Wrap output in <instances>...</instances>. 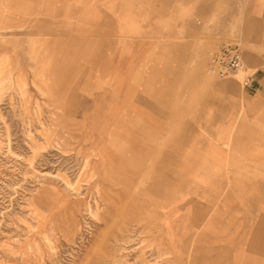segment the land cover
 <instances>
[{"label": "rangeland", "instance_id": "1", "mask_svg": "<svg viewBox=\"0 0 264 264\" xmlns=\"http://www.w3.org/2000/svg\"><path fill=\"white\" fill-rule=\"evenodd\" d=\"M0 264H264V0H0Z\"/></svg>", "mask_w": 264, "mask_h": 264}, {"label": "crops", "instance_id": "2", "mask_svg": "<svg viewBox=\"0 0 264 264\" xmlns=\"http://www.w3.org/2000/svg\"><path fill=\"white\" fill-rule=\"evenodd\" d=\"M180 20H181L180 23H181V36L182 37H196V36L200 37L201 36L200 33H198L196 30L191 29L193 27H197L199 32H200V30H202L200 28L199 23L194 21L192 17H186V15L182 14V18ZM259 56H260V54H257V52H255L254 55L251 53L247 54L246 60L250 64L251 68H253V69H260L261 68L260 66H258V63L261 62V61H259V60H261ZM226 84L229 86V83H226ZM257 86H259L258 80H255L254 83L250 82V83L245 85L244 90H245L246 100H248V98L256 92ZM220 112H222L223 115H229L230 114L229 110L226 108H223Z\"/></svg>", "mask_w": 264, "mask_h": 264}, {"label": "built area", "instance_id": "3", "mask_svg": "<svg viewBox=\"0 0 264 264\" xmlns=\"http://www.w3.org/2000/svg\"><path fill=\"white\" fill-rule=\"evenodd\" d=\"M243 67L237 48L225 45L214 55L211 69L220 77H225Z\"/></svg>", "mask_w": 264, "mask_h": 264}]
</instances>
